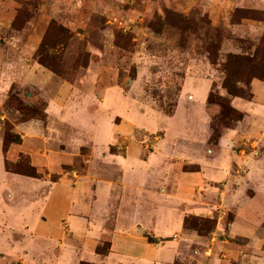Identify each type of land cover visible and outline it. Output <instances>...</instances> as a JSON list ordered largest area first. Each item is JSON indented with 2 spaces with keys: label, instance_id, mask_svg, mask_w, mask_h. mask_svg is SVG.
I'll list each match as a JSON object with an SVG mask.
<instances>
[{
  "label": "crops",
  "instance_id": "0c3cea01",
  "mask_svg": "<svg viewBox=\"0 0 264 264\" xmlns=\"http://www.w3.org/2000/svg\"><path fill=\"white\" fill-rule=\"evenodd\" d=\"M40 74L51 90L46 123L15 124L19 142L5 152L0 128V264H264V83L249 82V100L229 99L240 118L209 144L211 81L202 75H183L170 115L146 116L128 112L112 87L81 109ZM79 116L94 122L84 160L52 137L60 122L79 128ZM146 132L158 136L150 151L126 141L108 154L114 137ZM5 153L25 154L43 177L6 170ZM191 217L213 229L197 234Z\"/></svg>",
  "mask_w": 264,
  "mask_h": 264
},
{
  "label": "rangeland",
  "instance_id": "374dc122",
  "mask_svg": "<svg viewBox=\"0 0 264 264\" xmlns=\"http://www.w3.org/2000/svg\"><path fill=\"white\" fill-rule=\"evenodd\" d=\"M39 71L55 77L63 87L59 90L71 92L69 100L81 109L86 99L97 101L104 88L112 87L127 99L128 112L141 108L146 116H155V110L170 115L183 75H202L211 81L208 142L213 144L240 118L229 99L249 100V82L264 83V0H0L4 152L19 142L11 131L15 124L46 123L44 95L51 90ZM81 118L79 128L70 131L60 122L52 137L61 135L60 149L75 150L84 160L94 122ZM156 138L147 132L119 135L108 154H122L126 141L139 142L146 153ZM5 168L43 177L22 153L8 155ZM186 227L206 235L213 220L191 217Z\"/></svg>",
  "mask_w": 264,
  "mask_h": 264
},
{
  "label": "trees",
  "instance_id": "16d2710c",
  "mask_svg": "<svg viewBox=\"0 0 264 264\" xmlns=\"http://www.w3.org/2000/svg\"><path fill=\"white\" fill-rule=\"evenodd\" d=\"M249 98V96L247 97V99ZM246 99V98H245Z\"/></svg>",
  "mask_w": 264,
  "mask_h": 264
}]
</instances>
